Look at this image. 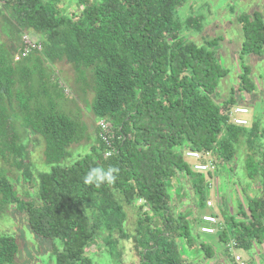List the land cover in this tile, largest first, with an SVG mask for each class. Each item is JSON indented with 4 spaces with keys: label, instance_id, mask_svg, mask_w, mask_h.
I'll return each instance as SVG.
<instances>
[{
    "label": "trees",
    "instance_id": "trees-1",
    "mask_svg": "<svg viewBox=\"0 0 264 264\" xmlns=\"http://www.w3.org/2000/svg\"><path fill=\"white\" fill-rule=\"evenodd\" d=\"M58 3L0 0V27L16 52L12 56L14 50L0 44V215L6 207L26 214L33 233L54 242L55 264H98L93 258L97 254L88 255L87 250L96 242L100 245L102 234L125 237L124 204L140 200L150 212L164 218L163 231L145 226L151 221L146 213L138 219L134 239L140 264H183L176 239L192 246L194 230L186 215L171 213L168 188L171 181L185 174L202 210L211 187L207 176L212 178V174L194 171L193 162L176 150L211 152L231 163L244 140L249 146L248 178L264 180V151L257 150L262 138L260 125L254 123L249 128L229 123L228 112L238 105L235 92L222 104L213 100L228 71L214 50L218 40L197 46L182 39L184 28L189 29L178 17L182 0H78L83 10L77 9L79 13L71 16L58 10ZM239 23L244 35L241 55H263V15L254 12L251 17H240ZM30 31L42 39L39 54L47 62L54 65L63 60L78 73L90 72L92 114L98 120L113 121L115 155L104 157L108 148L97 127L90 151L66 165L69 148L84 138L86 128L79 120L57 112L53 91L60 85L48 78L41 57L32 54L15 60L24 50V33ZM31 58L41 67L20 66ZM242 70L241 91L251 95L256 90L252 68L243 65ZM37 72L40 83L32 90L24 81L29 82ZM34 134L43 137L51 170L39 174L37 199L32 200L31 193L22 197L1 164L8 163L33 186L31 147L22 138ZM120 135L123 140L118 139ZM109 166L119 168L114 183L99 187L83 183L89 169ZM261 183L264 188V181ZM247 209L240 206L239 222L228 217L232 239L221 225L218 233L234 263L226 247L231 240L245 252L255 243L264 245V193L250 199ZM200 250L207 260L216 256L207 243H201ZM18 252L16 238L0 235V264H14Z\"/></svg>",
    "mask_w": 264,
    "mask_h": 264
},
{
    "label": "rangeland",
    "instance_id": "rangeland-1",
    "mask_svg": "<svg viewBox=\"0 0 264 264\" xmlns=\"http://www.w3.org/2000/svg\"><path fill=\"white\" fill-rule=\"evenodd\" d=\"M58 10L64 15L71 16L74 12L79 13L83 10L82 6H78V0H58ZM93 1V0H92ZM183 5L179 7V19L184 26V34L182 39L185 42L194 43L197 46L206 45L211 40H218V45L214 49L218 55V61L221 66L228 71V76L221 80L213 100L217 104H222L232 97L235 92L237 104L248 107L251 112L247 118L250 121L249 128L257 123L260 125L258 129L262 133V138L258 139L259 145L257 150L264 151V54L257 55H241L244 35L242 25L239 18L242 16L251 17L254 12H260L264 17V0H182ZM78 9V10H77ZM0 26L2 24L0 23ZM29 35L30 39L42 44V39L33 32L24 33ZM6 44L10 50H14L15 44L11 39L3 34L0 27V44ZM43 51L36 50L31 53L41 57V66L46 69L44 72L50 75L53 81H57L60 89L53 91L56 96V110L58 113L65 114L73 120H79L86 128L84 138L69 148L70 158L68 164L71 165L78 160L79 155H84L90 151V147L95 144L97 136L96 128L99 120L93 116L92 104L94 99V91L90 87V72L78 73L73 65L66 61H58L51 64L47 62L43 55ZM15 50L12 51L13 54ZM36 58V57H35ZM31 58L24 61L20 66H27L30 69L41 67L40 64L35 65ZM32 61V62H31ZM14 63H16L14 61ZM19 66V64H14ZM243 65L252 68V81L255 83V93L247 95L240 88V74H242ZM49 78V76H48ZM39 73L31 80L26 79L24 82L30 86L38 85ZM52 81V82H53ZM50 82V81H49ZM25 84V83H24ZM27 86V85H26ZM29 87V86H27ZM40 96L44 95L42 87L37 90ZM42 92V93H41ZM25 140L26 144L31 147L30 153V170L34 175L33 186L27 184L23 177H19L14 168H10L8 163L1 164L9 173V179L17 186L22 197L27 193H31V199L36 198L37 181L40 173H49L51 170L44 155V140L40 135H32ZM261 148V149H260ZM187 148L177 149L179 154L184 155ZM249 146L244 140L237 146L236 158L231 163H226L217 155L212 154L211 161L215 164L212 178L207 174V180L210 182V189L207 190V200L214 201L215 205L212 209H200L198 205V196L191 186V180L185 174H180L176 179L171 181L168 188L170 195V210L175 216L184 214L192 223L194 230V242L190 246L185 240L175 238L183 264H235L231 256L227 253L224 244L220 241L219 235L206 236L199 234L197 229L198 217L207 214H216L221 221L222 230L230 233L231 221L229 216L234 217L237 222L242 219L239 214L240 206L247 211L249 200L257 196H262L264 188L261 181L257 179L251 181L247 175L246 158ZM253 152L251 151L250 154ZM192 163V160H189ZM1 167V168H2ZM209 174V173H208ZM21 176V175H20ZM37 199V198H36ZM143 201H136L133 205L124 204L126 213L124 230L125 237L113 235L110 238L107 234H102L101 241L96 242L90 247L88 255L96 253L98 257H93L98 264H140L141 258L138 255V247L136 246L135 236L138 219L146 213L151 217V221L145 223L152 229L163 231L164 218L158 214L150 212L149 207L144 206ZM4 214L0 215V235H8L17 239L19 243V252L14 264H55V244L48 240H42L36 236L30 229L26 214H20L14 208L6 207ZM227 216V217H225ZM174 237L175 232H173ZM108 242V243H107ZM207 243L216 253L215 258L207 260L204 253L200 250V244ZM59 248V244H56ZM239 254L243 256L246 262L250 264H264V245L255 243L249 252L238 249ZM100 255V256H99ZM96 262V263H97Z\"/></svg>",
    "mask_w": 264,
    "mask_h": 264
},
{
    "label": "built area",
    "instance_id": "built-area-1",
    "mask_svg": "<svg viewBox=\"0 0 264 264\" xmlns=\"http://www.w3.org/2000/svg\"><path fill=\"white\" fill-rule=\"evenodd\" d=\"M23 43L25 44L23 52L18 55L15 60L21 61L24 58H27L34 50H41L42 44L39 41L30 39L29 35H23ZM251 112L248 107L236 105L232 107L228 112L229 123L234 126L239 127H248L250 126V121L247 118ZM99 128V137L107 146L108 150L105 152L104 157L109 158L115 155L117 150L114 148L112 141L117 138L116 132L114 129L113 121L108 119H101L98 122ZM119 140H123L122 136H118ZM184 156L187 159L193 161L192 169L199 173H212L214 169V163L211 161V152H198L188 149ZM215 203L212 200H208L206 203V209H212ZM221 221L218 216L214 213L201 215L199 218V223L197 224V229L199 234L207 236H216L220 231ZM238 242L231 240L227 245V249L232 253L236 264H250L245 261L243 256L238 252Z\"/></svg>",
    "mask_w": 264,
    "mask_h": 264
},
{
    "label": "clouds",
    "instance_id": "clouds-1",
    "mask_svg": "<svg viewBox=\"0 0 264 264\" xmlns=\"http://www.w3.org/2000/svg\"><path fill=\"white\" fill-rule=\"evenodd\" d=\"M119 168L114 166L104 167H93L87 171L83 178L85 185H92L99 187L101 184H112L115 182Z\"/></svg>",
    "mask_w": 264,
    "mask_h": 264
},
{
    "label": "crops",
    "instance_id": "crops-1",
    "mask_svg": "<svg viewBox=\"0 0 264 264\" xmlns=\"http://www.w3.org/2000/svg\"><path fill=\"white\" fill-rule=\"evenodd\" d=\"M37 73H39V72H37ZM37 73H34V75H33L32 77H34ZM46 75H47V74H46ZM47 76H48V75H47ZM32 77L30 78V80L32 79ZM40 78H41V74L39 73L38 84L40 83ZM42 78H44V77H42ZM49 79L52 80L51 76H49ZM29 87H30V89H32V88L37 89L38 85H36V87H32V86L29 85ZM32 90H33V89H32ZM252 182H253V181H252Z\"/></svg>",
    "mask_w": 264,
    "mask_h": 264
}]
</instances>
